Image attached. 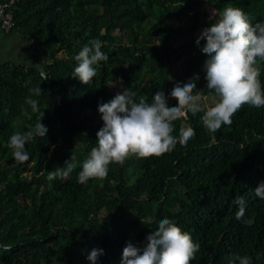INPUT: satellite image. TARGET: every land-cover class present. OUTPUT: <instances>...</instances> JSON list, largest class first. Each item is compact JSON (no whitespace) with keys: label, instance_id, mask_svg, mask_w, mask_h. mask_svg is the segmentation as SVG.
Wrapping results in <instances>:
<instances>
[{"label":"trees","instance_id":"16d2710c","mask_svg":"<svg viewBox=\"0 0 264 264\" xmlns=\"http://www.w3.org/2000/svg\"><path fill=\"white\" fill-rule=\"evenodd\" d=\"M226 6L240 7L253 22L264 19V0H18L10 8L11 32L31 41L41 63L0 59V264H90L94 247L103 249L95 264H119L126 241L143 243L162 217L199 243L189 264H233L236 254L264 264V200L253 191L264 180V106L242 104L214 132L205 127L185 145L177 141L147 157L130 154L123 164L110 163L105 177L76 182L103 124L97 104L115 94L112 85L150 102L177 78L202 76L204 38L197 43L195 36L213 22L210 8L218 15ZM92 39L101 41L108 59L82 83L71 76L73 56ZM181 60L187 61L182 72L171 75ZM257 66L264 90V60L257 58ZM205 84L193 89L202 107L218 99ZM38 86L32 111L26 97ZM202 114L185 112L171 131L194 125ZM40 119L46 135L28 142L29 159L17 161L9 136ZM67 159L68 176L49 179ZM237 198L251 224L236 219Z\"/></svg>","mask_w":264,"mask_h":264},{"label":"clouds","instance_id":"9594fccd","mask_svg":"<svg viewBox=\"0 0 264 264\" xmlns=\"http://www.w3.org/2000/svg\"><path fill=\"white\" fill-rule=\"evenodd\" d=\"M204 38L200 51L206 54L202 69L205 87L218 97L208 107H202V96L195 88V79L177 78L170 88L158 89L151 101L137 94L128 86L121 85L108 101L98 102L102 126L96 132V144L87 157L80 162L76 182L84 184L89 178H103L110 163L123 164L126 157L134 154L147 157L175 147L177 141L185 145L195 134L194 129L181 126L178 133L171 131L173 121L185 112H202V124L209 131H216L222 124L231 123V116L242 104L257 108L264 106V90L259 80L260 69L257 58L264 60V19L253 20L240 7L226 6L195 36L197 43ZM77 62L71 76L82 83H90L96 74V63L106 61L107 54L101 51V41L92 39L73 56ZM196 79L198 74H193ZM43 76V74H42ZM45 77L44 79H46ZM171 79V78H170ZM42 92L40 86L30 88L26 97L32 111H37V99ZM167 93L177 97L169 102ZM43 113L41 114L42 117ZM47 127L41 119L31 129L16 131L8 138L12 156L20 162L29 159L26 144L37 136H45ZM64 167L49 172V179L67 177L72 169L69 159ZM254 194L264 200V180L257 183ZM237 220L251 224L252 218H243L245 202L237 198ZM243 218V219H242ZM199 249L187 230L169 217L158 218L155 227L149 229L146 240L138 243L128 239L121 252L119 264H189ZM102 248H92L86 259L95 264ZM233 264H251L247 254H236Z\"/></svg>","mask_w":264,"mask_h":264},{"label":"crops","instance_id":"0c3cea01","mask_svg":"<svg viewBox=\"0 0 264 264\" xmlns=\"http://www.w3.org/2000/svg\"><path fill=\"white\" fill-rule=\"evenodd\" d=\"M0 59L23 63L29 66H37L41 63L38 54L31 41L17 33L5 32L0 29Z\"/></svg>","mask_w":264,"mask_h":264},{"label":"rangeland","instance_id":"374dc122","mask_svg":"<svg viewBox=\"0 0 264 264\" xmlns=\"http://www.w3.org/2000/svg\"><path fill=\"white\" fill-rule=\"evenodd\" d=\"M209 15H210L211 18H214L217 15V13H216V11L213 8H210L209 9ZM190 37L191 36L188 35V36L180 39L178 41V44H182V43L187 42L190 39ZM186 63H187L186 60H181V61L176 62L172 66L171 75L177 74V73H181L182 70H183V68L185 67ZM203 79H204V72L202 73V76H200L198 79L195 80V88L199 87V85L202 83ZM120 86L121 85L118 84V83L112 85V88H113V90H114L115 93L117 91H120L121 90ZM206 99H208V98H205L204 100H206ZM205 107H208V105L206 104ZM184 126H188V125L187 124H184ZM191 127L194 129V132H196V133H201L203 130H205V126L202 124L201 119L199 121H196L194 123V125H192Z\"/></svg>","mask_w":264,"mask_h":264},{"label":"built area","instance_id":"2783aa9c","mask_svg":"<svg viewBox=\"0 0 264 264\" xmlns=\"http://www.w3.org/2000/svg\"><path fill=\"white\" fill-rule=\"evenodd\" d=\"M18 0H0V29L5 32H11L14 28V17L10 8Z\"/></svg>","mask_w":264,"mask_h":264}]
</instances>
